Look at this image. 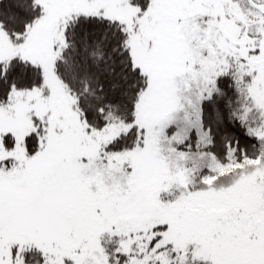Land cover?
Instances as JSON below:
<instances>
[{"label": "snow or ice", "instance_id": "6c2138e0", "mask_svg": "<svg viewBox=\"0 0 264 264\" xmlns=\"http://www.w3.org/2000/svg\"><path fill=\"white\" fill-rule=\"evenodd\" d=\"M0 264H264V0H0Z\"/></svg>", "mask_w": 264, "mask_h": 264}]
</instances>
